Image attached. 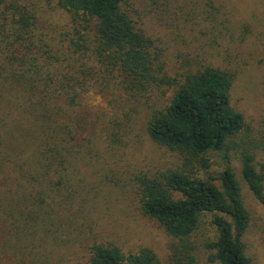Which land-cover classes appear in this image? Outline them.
Wrapping results in <instances>:
<instances>
[{"label":"trees","instance_id":"16d2710c","mask_svg":"<svg viewBox=\"0 0 264 264\" xmlns=\"http://www.w3.org/2000/svg\"><path fill=\"white\" fill-rule=\"evenodd\" d=\"M5 1L0 0L3 21L13 5ZM59 6L70 14L73 35L54 53L30 44V18L20 16L12 40L0 26V105L6 117L0 126V264H35L58 241L69 237L73 243V220L65 216L62 223L60 211L70 212L68 204L78 198V158L86 155L78 112L85 110L88 84L99 75L118 79L125 90L175 88L165 106L150 113L146 133L178 154L182 168L136 177L141 213L172 240L165 264H197L189 240L204 215L212 216L215 230L204 245L208 260L251 264L243 243L249 214L229 152L239 156L241 178L263 208L264 175L256 171L254 146L244 136L245 117L231 106L236 73L207 66L180 81L169 78L161 48L141 18L133 17L127 0H59ZM210 153L218 154L225 168L216 178L200 179L193 171L209 169ZM59 197L67 207L54 209L49 202ZM89 264L161 262L150 249L131 253L94 242Z\"/></svg>","mask_w":264,"mask_h":264},{"label":"rangeland","instance_id":"374dc122","mask_svg":"<svg viewBox=\"0 0 264 264\" xmlns=\"http://www.w3.org/2000/svg\"><path fill=\"white\" fill-rule=\"evenodd\" d=\"M5 2L13 5L4 12L5 21L0 15V26L10 40L17 34L22 15L32 20L30 44L42 50L54 53L72 37L70 14L60 8L59 0ZM127 4L161 48L169 78L180 81L207 66L236 73L231 106L245 117L248 132L244 136L254 146L256 171L264 175V0H127ZM4 8L1 2L0 13ZM96 77L101 79L88 84L85 110L78 112L83 125L79 143L86 154L84 160L81 155L78 158V198L68 204L70 212L60 211L62 223H66L65 216L73 220L75 239L73 243L69 237L65 243L58 241L59 246L42 251L35 264H89V247L94 242L131 253L150 249L165 264L172 240L141 213L136 177L182 168L178 154L156 145L146 133L150 113L163 108L175 88L125 90L118 79ZM1 108L0 126L6 123ZM206 158L209 169L193 172L200 179L216 178L225 163L215 153ZM229 159L249 214L243 237L245 253L251 264H264V208L241 178L239 156L230 151ZM214 184L220 189L219 182ZM57 199L49 202L54 209L65 204L62 197ZM211 222L212 216L204 215L190 237L197 264H212L204 246L215 237Z\"/></svg>","mask_w":264,"mask_h":264}]
</instances>
